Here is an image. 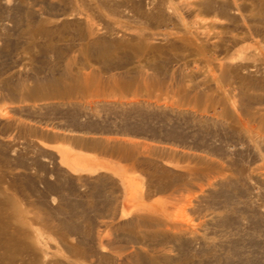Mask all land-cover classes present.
Wrapping results in <instances>:
<instances>
[{"label": "rangeland", "instance_id": "1", "mask_svg": "<svg viewBox=\"0 0 264 264\" xmlns=\"http://www.w3.org/2000/svg\"><path fill=\"white\" fill-rule=\"evenodd\" d=\"M0 217V264H264V0H0Z\"/></svg>", "mask_w": 264, "mask_h": 264}, {"label": "bare ground", "instance_id": "2", "mask_svg": "<svg viewBox=\"0 0 264 264\" xmlns=\"http://www.w3.org/2000/svg\"><path fill=\"white\" fill-rule=\"evenodd\" d=\"M4 4H5V5H9V4H10V0H4ZM14 211H15V210H14ZM0 218H2V217H0ZM0 220H1V219H0ZM8 221H9V220H8ZM10 221H11V220H10ZM4 222H5V221H4ZM4 222H3V223H4ZM6 222H7V220H6ZM6 222H5V223H6ZM0 223H1V221H0ZM3 223H1V224H3ZM8 223H9V222H8ZM1 224H0V226H1ZM11 224H12V223H11ZM11 224H9V226H10ZM4 225H5V224H4ZM4 225H2V226H4ZM2 226H1V227H2ZM6 226H7V225H6ZM6 226H5V227H6ZM9 226H8V227H9ZM5 227H4V228H5ZM10 227H11V226H10ZM12 227H13V226H12ZM4 228H3V229H4ZM13 228H14V227H13ZM13 228H12V229H13ZM1 229H2V228H1ZM1 229H0V230H1ZM4 230H6V229H4ZM13 230H14V229H13ZM13 230H12V231H13ZM17 230H18V229H17ZM17 230H14L13 232L11 231V235H9V236L7 237V239H8L9 237H10V238H11V237L14 238V236H16V235L19 236L21 233H23L22 230H21V231H20V230L17 231ZM8 231H9V229H8ZM3 232H4V233H3ZM6 232H7V231H6ZM6 232H5V231H0V237H1V233L5 234ZM3 234H2V235H3ZM21 235H23V234H21ZM3 236L5 237L6 235H3ZM18 236H16V238H17ZM16 238H15V239H16ZM8 240H9V239H8ZM11 241H12V240H11ZM9 242H10V241H9ZM7 244H8V243H7ZM1 245H2V244H0V246H1ZM8 245H9V244H8ZM18 247H19V246H18ZM5 254H6V253H5ZM14 255H15V254H14ZM8 256H9V255H8ZM14 257H15V256H14ZM17 257H18V256H17ZM73 262L76 263V261H74V260H73Z\"/></svg>", "mask_w": 264, "mask_h": 264}]
</instances>
